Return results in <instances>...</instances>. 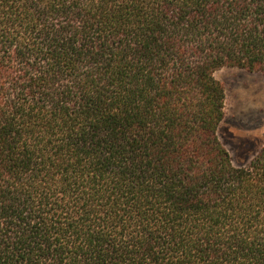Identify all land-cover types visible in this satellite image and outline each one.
Masks as SVG:
<instances>
[{
	"label": "trees",
	"instance_id": "1",
	"mask_svg": "<svg viewBox=\"0 0 264 264\" xmlns=\"http://www.w3.org/2000/svg\"><path fill=\"white\" fill-rule=\"evenodd\" d=\"M223 67L264 75V0H0V264H264Z\"/></svg>",
	"mask_w": 264,
	"mask_h": 264
},
{
	"label": "rangeland",
	"instance_id": "2",
	"mask_svg": "<svg viewBox=\"0 0 264 264\" xmlns=\"http://www.w3.org/2000/svg\"><path fill=\"white\" fill-rule=\"evenodd\" d=\"M214 78L225 92L219 137L233 163L244 165L264 143V75L223 67Z\"/></svg>",
	"mask_w": 264,
	"mask_h": 264
}]
</instances>
